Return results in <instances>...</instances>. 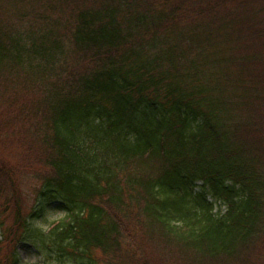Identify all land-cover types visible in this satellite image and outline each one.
Instances as JSON below:
<instances>
[{
    "label": "trees",
    "instance_id": "trees-1",
    "mask_svg": "<svg viewBox=\"0 0 264 264\" xmlns=\"http://www.w3.org/2000/svg\"><path fill=\"white\" fill-rule=\"evenodd\" d=\"M24 141L0 209L45 172L0 264L28 240L43 264H264V0H0V147Z\"/></svg>",
    "mask_w": 264,
    "mask_h": 264
},
{
    "label": "rangeland",
    "instance_id": "rangeland-1",
    "mask_svg": "<svg viewBox=\"0 0 264 264\" xmlns=\"http://www.w3.org/2000/svg\"><path fill=\"white\" fill-rule=\"evenodd\" d=\"M9 143H7V145ZM5 144L6 143L4 142L1 143L2 146H4ZM25 144L30 145L28 141H24L23 143H20L19 146L17 145V142H11L9 146L11 147L10 149L6 147L5 148L0 147V157L4 158L3 160L6 161L7 163L11 162V163L19 164L20 160L24 158V157H20L19 154H22L21 148ZM44 172H45L44 167L33 166V164L31 166H28V159H27L23 163V167L22 169H20V172H17L13 176V178L10 179L14 181L16 184L17 194L14 201L11 202L10 206L8 205L7 207L5 205H2L0 209L1 211L0 219L3 224V228L1 229V232L2 235L6 236V239L3 241L2 244V248H3L2 254L4 258L3 261L7 260L11 252L12 251L15 252L17 248V246H15L16 240L19 237V232H21V230L20 231L18 230V226H16L18 222L17 211L22 209L23 215L24 214L26 215V213L30 210L36 197L35 192L38 184L40 183L41 174L42 173L44 174ZM1 173L2 172L0 171V174ZM2 183L3 182L0 183V186ZM7 191H8L7 194L11 196L10 193L11 189H7ZM4 200H6V198L3 196L1 197L0 195V202L4 203ZM216 208L217 210H219V208H222V211L225 210V207L221 203H217ZM46 213L47 215L44 216L42 219L35 221V226L40 227L43 231H48L55 224H57L63 219V215L55 209L50 208ZM31 242L32 241L28 240L27 242H23L18 246V253L22 261L21 264H43V259L41 258V255H38L36 249L32 247ZM157 262L158 264H160V261Z\"/></svg>",
    "mask_w": 264,
    "mask_h": 264
}]
</instances>
